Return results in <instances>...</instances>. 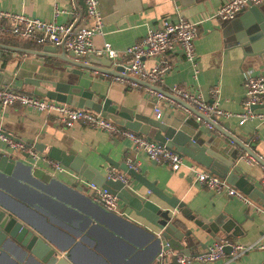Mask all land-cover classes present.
Returning a JSON list of instances; mask_svg holds the SVG:
<instances>
[{"label":"crops","instance_id":"0c3cea01","mask_svg":"<svg viewBox=\"0 0 264 264\" xmlns=\"http://www.w3.org/2000/svg\"><path fill=\"white\" fill-rule=\"evenodd\" d=\"M71 2V0H0V9L23 13L40 20L54 19L58 24L71 23L75 28L81 23L87 24L79 0H74V9L71 8ZM97 2L102 17V33L92 37L93 44L99 47L103 42L109 43L119 52L113 63L128 65L130 57L122 50L141 39L147 28L154 26L158 20L176 14L190 20L205 17L223 0H97ZM55 6L61 11L53 18ZM226 23L203 22L198 26L197 35L193 40L196 69L194 78L191 63L183 59L178 49H174L165 55L169 68L163 74L162 82L155 88L163 95L169 96L170 88L178 85L196 91L205 101H210V91L216 87L219 107L224 111L238 113L244 97V77L247 74L257 75L264 72V53L255 54L250 48L249 51H245L240 45H227L222 33ZM246 44L251 47L250 43ZM41 46L29 40L0 35V67L11 71L19 79L42 78L75 83L77 77L64 70L67 66L64 61L33 53L40 50ZM156 59L154 57L145 60V66H152ZM106 60L109 59L106 57L101 59L102 62ZM86 64L102 67L91 61ZM135 82L136 84L130 85L114 76L102 74L100 70H85L79 80L81 86L104 94L116 105L129 108L137 114L154 117L153 107L157 102L154 96L145 92L147 82L142 80ZM22 90L29 92L30 87L24 86ZM158 104L163 118L170 117L164 118L165 121L191 134L192 138L203 146H213L219 150L225 144L222 132L234 131L238 139L246 142L251 151L264 161V121L247 120L239 125L236 117L221 118L214 121L217 127L209 128L203 122H198L196 116L181 104L171 105L164 100ZM254 109L264 112V103ZM159 115L161 114L157 116ZM174 118L192 119L197 121L198 126L197 128L191 125L182 126L180 122L172 120ZM0 130L32 147L33 144L43 147L41 152L45 155L47 150L53 147L81 158L84 163L97 169L104 176L107 170L113 169L104 158L133 164L136 172L143 173L149 181H154L155 186L164 194L182 202L193 216L211 220L221 214L223 221L232 218L239 226V234L228 238L241 245L255 244V248L236 260L227 261L228 253H224V257L211 263L192 264L264 262V210L256 204L246 206L242 201L224 193H214L205 187L197 186L187 169L182 167L178 171H172L165 165L150 161L143 152L134 150L129 140L125 138L109 136L102 130L91 129L80 123L63 127L55 122L50 114L17 105L0 110ZM207 130L210 132L206 133ZM11 154L30 168L16 163L9 174L0 173V264H41L32 256V246L27 248L28 243L24 241V236L18 241L9 236L3 238L4 226L8 220L13 219L20 222L26 231L30 230L54 249L58 260L63 259L64 264H157L159 251L150 235L156 234V230L148 222L135 216L120 202L117 203V212H114L117 215L105 212L98 204L87 198L91 190L82 184L84 180L78 181L80 192L71 187V183L77 181L66 172L71 171L68 167H65V171L53 172L42 163L31 165L20 154ZM243 154L239 152V164L245 178L264 191L259 185L261 177L259 164L248 163L241 157ZM227 155L225 154L226 157ZM128 183L131 185L134 182L129 180ZM136 187L152 201L165 207L142 186ZM121 212L128 220L119 218ZM174 214L191 227L178 212ZM217 236L222 235L217 233ZM202 237L207 247L213 244L214 240L211 238L204 234ZM198 251L201 252L200 249Z\"/></svg>","mask_w":264,"mask_h":264},{"label":"water","instance_id":"95a60500","mask_svg":"<svg viewBox=\"0 0 264 264\" xmlns=\"http://www.w3.org/2000/svg\"><path fill=\"white\" fill-rule=\"evenodd\" d=\"M79 2L83 14H85L83 1L79 0ZM226 22L222 33L227 45H240L245 51H249L250 48L255 54L264 53V6H262V3L242 7L234 18ZM83 25L84 24L81 23L75 28V31L83 27ZM246 43H250L251 47L247 46ZM33 53L39 56H49L64 61L67 64L64 70L77 77L75 83L42 78L19 79L14 76L11 71L0 67V86L18 91H23V87L28 86L30 87L28 93L34 96L64 103L74 108L95 112L101 117L112 121L118 127L132 131L136 135L143 136L177 153L184 159L194 163L197 167L224 179L226 183L237 189L253 204H256L264 210V191L245 178L239 164V152L248 154L255 159H258V156L251 151L246 142H241L238 139L234 131L222 132V136L225 138V144L223 148L219 150L215 149L213 146H203V144L194 140L191 134L186 133L181 128H176L171 122L165 121L164 118L169 119L170 117L165 116L163 118L158 104L159 101L156 99L157 105L154 107L159 108V114L161 115L149 117L132 112L129 108L116 105L106 98L104 94L95 92L79 84V80L83 73H85V70H100L102 74L114 76L115 78L133 81L139 80L127 75L128 65H115L111 60L102 62L101 59H104L103 56L98 57L92 53L77 56L71 51H65L51 44L42 45L40 50ZM90 61L93 64L98 63L102 67L99 68L95 65L86 64V62ZM16 82H18V84H16ZM146 86L156 89L155 86L149 85L148 83ZM178 102L183 108L189 110L192 115L194 114L193 116H199L200 122L208 123L211 128L212 126H216L213 121L205 118L192 106L181 101ZM257 107L258 105L253 106V108ZM172 120L180 122L182 126L191 125L193 128H197L198 126L197 121L192 119L176 120L174 118ZM205 132L208 133L210 131L207 130ZM33 148L38 152L43 150V147H39L35 144H33ZM225 154H228V157H226ZM46 156L49 159L59 162L64 167H68L85 181L105 189L116 197L117 203H122L124 208H129L135 216L144 219L153 226L156 230V234L151 233L150 235L153 237L159 253H163V264H177L176 258L178 255L187 257H196L200 255L207 249L202 234L211 238L214 242H221L225 239H229V236L239 234V226L234 219L230 218L223 221V216L221 214L211 220L197 215L193 216L182 202L173 196L164 194L155 186L154 181H149L143 173L128 168L124 162H115L104 158L108 166L124 173L129 180L133 181L134 183L131 185L118 180L106 179L103 174L84 163L81 158L66 154L56 148H49L46 152ZM16 163L22 164L28 169L30 168L26 163L14 158L12 154L0 151L1 174H9ZM28 175L31 177L30 174ZM190 175H192V172H190ZM136 185L142 186L149 194L162 202L165 207L152 201L148 195L139 192ZM71 187L76 192H80L81 190L78 182H72ZM87 198L98 204L105 212L113 215L116 214L94 201L92 193ZM175 212H178L190 223L191 227H188L186 223L181 221L174 214ZM118 216L119 218L128 220L123 212ZM27 231L20 222L14 219L8 220L3 228V232L5 233L3 238L9 236L18 241L24 236V241L28 243L27 248L32 246L31 254L34 258L39 260L41 264H64L63 259L58 260L54 249L50 248L30 230ZM217 233H220L222 236H217ZM198 249H200L201 252H199ZM222 249L224 253L230 251V248L225 245ZM192 263L193 262H189L188 264Z\"/></svg>","mask_w":264,"mask_h":264},{"label":"built area","instance_id":"2783aa9c","mask_svg":"<svg viewBox=\"0 0 264 264\" xmlns=\"http://www.w3.org/2000/svg\"><path fill=\"white\" fill-rule=\"evenodd\" d=\"M71 1V8L74 9V0ZM82 1L88 23L76 31L75 26L71 23L58 24L54 19L50 21L40 20L23 13L0 9V35H9L18 39L29 40L39 46L51 44L65 51H71L77 56L92 53L96 56H104L111 61L116 60L119 52L112 48L109 43L103 42L101 46L95 47L92 41L94 35L102 33V17L97 0ZM263 1L223 0L210 15L195 20L184 18L179 14L173 17L161 18L154 26L147 28L141 39L131 43L122 50L124 54L130 57L127 74L147 82L149 85L157 86L162 82V76L169 68L165 55L174 49H178L183 59L191 63L193 68L192 78H194L196 69L193 40L197 35L198 26L203 22H209L210 24L226 22L234 18L242 7L261 4ZM60 11L55 6L53 18ZM154 57L157 59L152 66L146 67L145 60ZM116 79L125 81L130 85L136 84L133 80ZM144 90L146 93L154 96L157 101L163 102L164 100L171 105H178V101H181L192 106L198 113L213 122L217 119H227L229 117H236L239 125L247 120L264 121V112L253 108L255 105L264 103V72L257 75H245L244 97L241 101V110L238 113L224 111L219 107L218 90L216 87H213L210 91V101H205L198 92L178 85H173L170 88L169 96H165L160 91L148 86ZM12 105L50 114L53 116L55 122L63 127H70L76 123H80L91 129L102 130L109 136L125 138L129 140L134 150L143 152L148 160L165 165L172 171H178L183 167L192 172L194 183L197 186L205 187L214 193H224L229 197L242 201L246 206H254L246 196L226 183L224 179L197 167L194 163L185 160L177 153L153 141L136 135L132 131L118 127L112 121L101 117L95 112L74 108L64 103L34 96L28 92L0 86V110ZM153 112L155 117H157L159 108L154 107ZM196 120L200 121V117L196 116ZM203 123L206 127H211L208 123ZM0 151L9 154H20L31 165L42 163L53 172H62L66 169L59 162L49 159L44 153L38 152L31 145L25 144L23 141L11 138L9 134L2 130H0ZM241 157H244L248 163L259 164L261 169L259 185L261 188H264V163H262L264 161L259 157L255 159L248 154H243ZM126 166L136 170L133 164L126 162ZM66 172L77 182L84 180L73 171ZM105 177L106 179L118 180L126 184L129 181L124 173L114 169L107 170ZM82 184L90 188L94 201L109 211L117 212V199L114 195L87 181L82 182ZM146 192L149 193L148 191ZM224 245L230 248V251L226 255L227 261L236 260L249 250L255 248V244L241 245L230 239H225L221 242H213V244L196 257L178 255L176 262L177 264H188L189 262L211 263L224 257L222 249ZM162 260L163 253L160 252L156 260L157 264H163Z\"/></svg>","mask_w":264,"mask_h":264},{"label":"trees","instance_id":"16d2710c","mask_svg":"<svg viewBox=\"0 0 264 264\" xmlns=\"http://www.w3.org/2000/svg\"><path fill=\"white\" fill-rule=\"evenodd\" d=\"M33 43V42H32ZM35 44V43H34ZM3 63H4V61H3Z\"/></svg>","mask_w":264,"mask_h":264}]
</instances>
